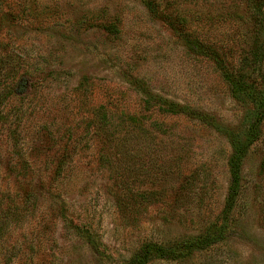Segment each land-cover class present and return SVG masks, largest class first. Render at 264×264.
Returning <instances> with one entry per match:
<instances>
[{
  "label": "rangeland",
  "instance_id": "1",
  "mask_svg": "<svg viewBox=\"0 0 264 264\" xmlns=\"http://www.w3.org/2000/svg\"><path fill=\"white\" fill-rule=\"evenodd\" d=\"M0 1V37L28 62L27 82L0 111V196L29 208L25 219L4 224L0 204V264H128L148 243L172 254L152 255L147 264H264V124L225 211L229 158L236 142L250 139L256 103L235 91L213 61L192 53L179 29L144 0ZM185 6L200 40L239 42L235 52L245 53L254 37L264 40L244 8L209 14ZM146 99L171 103L176 113ZM179 104L195 111H179ZM102 108L135 116L167 137L164 158L185 155L174 181L130 175L132 193L157 188L160 197L128 214L118 209L120 165L111 173L98 158L94 118ZM183 176L186 188L179 186ZM183 192L189 199L180 205L174 198ZM215 224L218 241L211 238Z\"/></svg>",
  "mask_w": 264,
  "mask_h": 264
},
{
  "label": "trees",
  "instance_id": "2",
  "mask_svg": "<svg viewBox=\"0 0 264 264\" xmlns=\"http://www.w3.org/2000/svg\"><path fill=\"white\" fill-rule=\"evenodd\" d=\"M17 1L18 5L21 0ZM198 1L199 0H179L178 7L173 0H166L163 4L160 0H144L148 10L153 15L159 16L169 25L179 29V35L183 36L187 42V48H189L192 53L200 54L213 61L220 76L230 82L235 91L245 93L250 101L256 103V115L251 121L248 129L250 139L246 143L236 142L229 158L228 164L231 181L229 193L225 201V211L227 212L232 209L238 195L242 160L246 156L248 147L258 139L260 124H264V70L260 68V66L256 68L257 65L264 64V40L263 38H259L258 35L254 37L247 53L243 50L235 52L234 46H237L239 42L236 44H224L222 42L216 43L213 40H200L195 34V27H193L189 19L186 18L187 10L185 5H198L201 9L204 8L206 11L205 13L208 12L209 14L212 13L214 9L229 14H235L237 11L244 8L249 12L250 20L253 22L252 26L257 33L260 34L264 29V0ZM22 19L23 18H21V21ZM106 27L108 28V26ZM108 29L110 30V28ZM19 49L18 47L4 43L3 38L0 37V111L1 109H5L10 103L11 97L16 95V87H20V85L27 82V77L23 73L27 71L28 62L24 53L19 51ZM237 53L240 54L238 64H236L237 67L231 68L230 66L235 63L233 59ZM144 102L149 106L150 104L156 105L159 109L176 113L171 103H168V105L154 104L150 103L151 101L148 99ZM182 106L183 105L179 104V111L183 108L195 111L191 108ZM104 109L105 108H102L98 116L94 118L95 123H97V128L93 136L97 138L100 144L98 158L100 163L106 166L111 173H116V171H118L116 170V167H118L117 164L120 165L121 171L118 172L116 178L119 179L118 181L123 191L119 193V198L117 200L118 209L128 214L130 208L143 204L147 206L151 203H155L158 197H160V191L157 188L153 190L146 189L143 191H135L132 193L131 188H133V179H131L130 175L133 173L134 179L137 180H142L141 177L147 175L150 179L157 177L159 181L163 179L166 183L174 181L179 175V159H183L185 162V155L179 152L178 155L171 154L164 158L161 153L162 145L166 146L167 144H171V142L167 140V137L161 134L159 135L158 133L149 132L145 128L144 122L139 121L140 119H135V116L129 117L125 113L114 115L108 113ZM196 112L203 117L206 116L205 112L200 110ZM16 122L17 118L14 119V124ZM160 133L167 135L165 130H162ZM133 143L135 144V150L132 147ZM140 146L146 149L145 153L142 154L140 149H138ZM136 152L138 154H136ZM134 158L137 160L136 163L140 166L136 168L135 165L132 169L130 164L135 160ZM186 177L183 176L182 180L179 182L181 188H186L189 185V180ZM125 192L127 193L124 194ZM189 194L188 192L179 193V196H175L174 200L177 202L179 199V204L185 205L189 199ZM3 197L4 195L0 196V204H5L2 200ZM27 204V202L21 203L20 201H17L14 206L11 205L10 202H8L7 205L5 204L4 212L6 216L3 219V223H10L11 219L17 222L25 219L29 212ZM262 211L264 213V204L262 206ZM215 226H217V224H215ZM2 228L1 220L0 233L2 232ZM216 229V236L211 238L218 241L217 237H219L218 231L220 230V226H217ZM155 254L166 256L171 255L172 252H167V250L161 246L148 243L143 245L131 257L128 264H147L150 257Z\"/></svg>",
  "mask_w": 264,
  "mask_h": 264
}]
</instances>
